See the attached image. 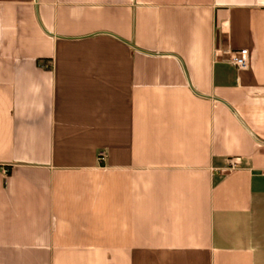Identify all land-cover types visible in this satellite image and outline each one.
<instances>
[{
    "label": "crops",
    "instance_id": "0c3cea01",
    "mask_svg": "<svg viewBox=\"0 0 264 264\" xmlns=\"http://www.w3.org/2000/svg\"><path fill=\"white\" fill-rule=\"evenodd\" d=\"M0 264H264V0H0Z\"/></svg>",
    "mask_w": 264,
    "mask_h": 264
},
{
    "label": "built area",
    "instance_id": "2783aa9c",
    "mask_svg": "<svg viewBox=\"0 0 264 264\" xmlns=\"http://www.w3.org/2000/svg\"><path fill=\"white\" fill-rule=\"evenodd\" d=\"M230 58V63L235 66L239 71H244L248 68V50L243 49L236 52H232L230 54ZM230 163L232 164V161Z\"/></svg>",
    "mask_w": 264,
    "mask_h": 264
}]
</instances>
